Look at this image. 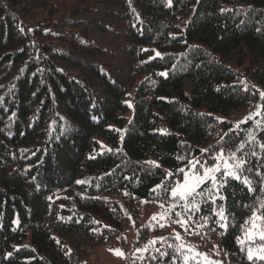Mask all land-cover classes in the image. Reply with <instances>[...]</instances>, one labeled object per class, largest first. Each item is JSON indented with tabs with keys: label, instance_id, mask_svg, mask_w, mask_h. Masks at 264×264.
I'll list each match as a JSON object with an SVG mask.
<instances>
[{
	"label": "trees",
	"instance_id": "trees-1",
	"mask_svg": "<svg viewBox=\"0 0 264 264\" xmlns=\"http://www.w3.org/2000/svg\"><path fill=\"white\" fill-rule=\"evenodd\" d=\"M260 93L264 0H0V264H83L125 210L171 204L180 169L220 152L252 190L200 185L189 230L221 264H252L239 240L264 201ZM166 239L141 264H185Z\"/></svg>",
	"mask_w": 264,
	"mask_h": 264
},
{
	"label": "rangeland",
	"instance_id": "rangeland-1",
	"mask_svg": "<svg viewBox=\"0 0 264 264\" xmlns=\"http://www.w3.org/2000/svg\"><path fill=\"white\" fill-rule=\"evenodd\" d=\"M127 104H131V107H129L127 112V118L130 120L133 111V99L131 97L127 99ZM158 131L165 134L167 133V127L161 125ZM109 148V144L105 143L103 140H99V152L109 150ZM225 156L227 157V155ZM215 163L216 160L211 165L198 163L196 165V171L202 172L204 166L211 167ZM192 170L190 163L189 166L184 169L182 178L176 183H181L184 175H191ZM216 175L217 186L213 187L218 189V176L220 173H217ZM238 175L239 179L244 181L245 177L240 175V172ZM161 204L164 205L163 208L160 207ZM176 204H178L177 200L175 202L172 201L171 204H165L156 199H143L141 200L139 214L136 218L125 210L122 230L109 242L97 246L94 252L83 261V264H141L142 259L147 252L151 251L154 247H157L161 241L170 240L166 239V237L171 236L176 239L177 234L180 236L179 240L176 239L177 247L180 245L184 246L178 248L182 251L181 253L185 264H191L190 261L196 262L197 264H221L222 261L217 254L202 248L198 244V241L193 238L192 232L189 230V223L187 229L182 227L179 223H173L174 220L181 219L184 215L180 208H174ZM169 209L172 210L168 211ZM165 212H167V216L161 218L162 214ZM174 213H181L182 215L178 217L176 214L174 215ZM153 217H155V219H153ZM220 225L225 226V223L221 222ZM250 227L251 225L249 224L246 229ZM142 229H146L147 231H141ZM245 230L240 239H247L245 236ZM244 244L247 250L250 246H261L264 244V241H260L257 236L253 244L250 245L247 242ZM189 249H191V251H189ZM117 250L123 255H117Z\"/></svg>",
	"mask_w": 264,
	"mask_h": 264
},
{
	"label": "snow or ice",
	"instance_id": "snow-or-ice-1",
	"mask_svg": "<svg viewBox=\"0 0 264 264\" xmlns=\"http://www.w3.org/2000/svg\"><path fill=\"white\" fill-rule=\"evenodd\" d=\"M159 55V53H157ZM160 75H166V73H160ZM262 99H264V93H260ZM131 107V104H129ZM259 115V113H256ZM251 119V117H249ZM264 148V144L261 145ZM238 150H242V147ZM255 155V153H253ZM216 163L211 166L203 167L202 172L196 171V165L200 163L199 161L191 162V168L193 169L191 175H184L183 181L181 183H176L170 188H165V191L169 193L170 199L175 202L177 199L183 201L184 203L181 205L185 209V213L183 218L174 220L173 223H179L182 227L187 229V225L189 220L192 219L191 213L193 211H198V202L195 199L196 195H203L202 192H198L197 190L200 188V185L206 183L207 181H211L213 186H217V173H220L223 177H233L239 179L238 173L242 170V165L245 161L238 159L236 156V152H232L231 154L225 156V153H218V155L214 158ZM159 167V165H157ZM183 173L184 169H180ZM169 175H171L169 173ZM248 187L249 190L251 188V181L248 179H244L243 181ZM77 183H85V181H77ZM222 186V185H220ZM158 187H163V185H159ZM155 191V189L153 190ZM161 208L164 207L163 204L160 205ZM169 209L168 211H171ZM178 217H180L181 213H176ZM221 220L225 219L223 212H219ZM167 216V212L162 214L161 218ZM155 219V217H153ZM251 225L250 228L245 230V239H240L239 242L249 243L250 245L254 243L255 238L258 236L260 241H264V201L260 202V208L258 210L253 211L251 218L247 222ZM176 239L179 240L180 236L177 234ZM178 247H184L180 245ZM191 251V249H189ZM117 255H123L119 250L116 251ZM247 259L252 262V264H256L257 261H264V244L259 247L250 246L247 249Z\"/></svg>",
	"mask_w": 264,
	"mask_h": 264
}]
</instances>
